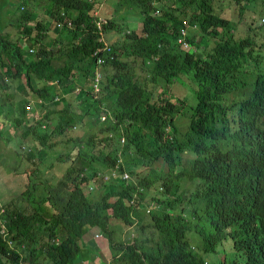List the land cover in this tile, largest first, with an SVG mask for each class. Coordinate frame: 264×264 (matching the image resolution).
I'll return each mask as SVG.
<instances>
[{"label":"trees","instance_id":"1","mask_svg":"<svg viewBox=\"0 0 264 264\" xmlns=\"http://www.w3.org/2000/svg\"><path fill=\"white\" fill-rule=\"evenodd\" d=\"M1 1L21 43L0 31V141L21 142L0 264H92L104 242L109 264H264V0ZM182 21L194 52L176 46ZM99 37L114 56L102 65ZM240 71L246 93L226 103ZM94 228L97 251L83 242Z\"/></svg>","mask_w":264,"mask_h":264},{"label":"rangeland","instance_id":"2","mask_svg":"<svg viewBox=\"0 0 264 264\" xmlns=\"http://www.w3.org/2000/svg\"><path fill=\"white\" fill-rule=\"evenodd\" d=\"M14 1L16 3L19 2V0H14ZM112 1L114 2V0H112ZM214 1L216 3V2H218L220 0H214ZM97 6L98 7H96V10H97L96 12H104L105 11V10L101 11L99 9V4ZM254 7L257 8V9L254 10V12H255L254 15H257L256 13H259V10L262 11V13L264 15V2H262L261 4H259L257 6L254 5ZM102 8L103 7H101V9ZM7 10L8 9L6 7H2V1L0 0V31H3L4 38L10 39V40L14 41L17 45H20L21 39H16V37L14 36L15 29H16L15 28L16 19L13 17V13H10ZM123 11H124V9H123ZM218 13L220 15H222V16L225 15L228 18H235L236 17V11H234L233 9L230 10V8L227 10L226 13H220V12H218ZM9 18H10V21H8ZM137 32H140V30L138 29ZM23 46H25V44ZM145 64H146V66H148L147 62ZM176 78H180V77H176ZM171 88H172V92L175 94L176 97H178V95H180L182 93L183 96H185V101L184 102L189 103V105L194 103V101H195L194 95H193V92L191 90V87L188 84L184 85V84H182V82H180L177 79V83L176 84H172ZM13 103H14V107H15V101H13ZM84 120L91 121V120H93V116L92 115H86L84 117ZM10 141L12 142V143L10 142V145H9L11 148H9L7 145H5L3 143V141H0V203H2V204H0V213L3 211V203H5L8 200V198H11L12 195L14 194V191H15V187L13 189L9 188V186L11 184V181H12V178H11L9 169L7 170L5 168V166H6V161L10 159V155L8 154V152L10 150H17L19 148L21 140L18 139V138H14V139H12ZM54 174L57 175V173H54ZM48 175H49L48 171H45V176H48ZM37 176H39V175H37ZM99 179H101V178H98L97 180L93 179L90 183L98 185V180ZM91 188H92V186L89 185V183H86V182H83L80 185V190H81L82 194L83 195L88 194L92 198V196L95 194V192L90 190ZM13 201L16 204H19V203H17V200L15 198H14ZM149 201H150V195H146L145 198H144V202H142V204H144V206L143 205L142 206L144 208L148 209V210H152V207H155L156 204L155 203L151 204V202H149ZM21 204H22V202H21ZM23 204L25 205V203H23ZM0 219H1V217H0ZM109 222H110V225L113 227L112 230L114 231L113 232L114 236L115 237L122 236V238L125 239L126 238V234L130 230V228H126L125 229L124 225L121 222H119L117 220H114V219H110ZM97 232H98V229L94 228L90 232H89V230H87L86 234H87V237H90V236H93V234H95ZM131 233L133 234L132 231H131ZM85 244L92 251H97L98 250V247L93 242V240H88V241H86ZM99 252L101 253L103 259L105 261H108L109 258H108V255H107V247L105 245V242H104L103 250L99 251ZM218 258L219 257L214 256L213 258L208 259V261L213 262L215 260H218ZM92 259H93L92 264H98L99 263L98 259H95V256H92L90 260H92ZM39 260H40V262L42 264H51V262L48 261V260H45V259H42V260L39 259Z\"/></svg>","mask_w":264,"mask_h":264},{"label":"clouds","instance_id":"3","mask_svg":"<svg viewBox=\"0 0 264 264\" xmlns=\"http://www.w3.org/2000/svg\"><path fill=\"white\" fill-rule=\"evenodd\" d=\"M162 1V0H161ZM97 11V10H96ZM107 19L104 18L102 19V17H100L99 21L95 24L96 28L100 30L103 28V26H105L107 24ZM183 23V26L182 28L179 29L178 31V34L176 35V38H175V43H176V46L177 48L182 51V52H188V51H193L194 52V49L192 48V45H191V42L192 43H195V38L193 37V34L197 33V32H194V33H189L191 30H188L187 27L189 26L188 23H186L185 21H182ZM102 24V25H101ZM137 27L136 29L134 30L135 33L139 34V32H137V30L141 29V23L139 21V23L137 24ZM101 26V27H100ZM196 28V26H194L192 28V30H194ZM98 40L102 43V46L100 47V49L103 50V56L100 57V58H97V64L99 65H102L104 64L106 61L107 62H110L112 59H113V54L111 53V49L110 47L108 46V44L106 42H104L102 40V37H99ZM118 41V36H116L113 40L110 41V43H114V42H117ZM251 74L248 73V72H243V71H240L238 72L236 75H235V80L237 81V83L239 84V87L237 90L235 91H231L227 94L226 98H225V101L226 103H230L231 100H233L235 98V95L237 94H245L246 93V85H245V82L246 80L248 79V77L250 76ZM89 78L92 80L91 81V86L88 88V91L89 93L90 92H94V98H97V94H98V90H99V87H100V79H101V74L100 72L98 71V68H96L94 70V74L93 75H90ZM181 79L187 81L189 84H190V87H191V90L193 92V88L194 86L189 82V80H187L186 78H183V77H180ZM96 88V89H95ZM180 95H183L182 93ZM102 115H104V113H100L98 116L101 117ZM181 133L183 131L179 130ZM119 142L122 144L123 142V136H121L119 138ZM92 189V188H91ZM90 189V190H91ZM89 190V191H90ZM155 209V207H152ZM148 210V209H146ZM191 223L193 224V220H191ZM0 227L6 232V229H5V225L3 224V220L2 218L0 219ZM126 229V228H125ZM99 233V231L97 232ZM97 233L93 234V236L91 237H86V239H83V242L86 243V241L88 240H95V237L97 236ZM131 235H133L131 233ZM98 237V236H97ZM96 237V238H97ZM120 238L122 240H125L122 238V236H120ZM95 243V242H94ZM12 249V245L9 247ZM219 256V255H218ZM96 259V258H95ZM98 264H109L108 261H101V260H98ZM81 264H85L83 261H81Z\"/></svg>","mask_w":264,"mask_h":264},{"label":"built area","instance_id":"4","mask_svg":"<svg viewBox=\"0 0 264 264\" xmlns=\"http://www.w3.org/2000/svg\"><path fill=\"white\" fill-rule=\"evenodd\" d=\"M96 89V88H95ZM27 108V107H26Z\"/></svg>","mask_w":264,"mask_h":264}]
</instances>
